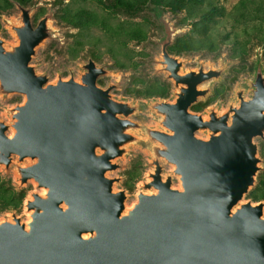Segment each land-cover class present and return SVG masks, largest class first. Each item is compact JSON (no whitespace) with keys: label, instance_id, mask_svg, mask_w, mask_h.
<instances>
[{"label":"water","instance_id":"1","mask_svg":"<svg viewBox=\"0 0 264 264\" xmlns=\"http://www.w3.org/2000/svg\"><path fill=\"white\" fill-rule=\"evenodd\" d=\"M8 1L19 15L10 25L16 44L0 38V95L24 101L7 110L8 123L0 119V167L15 171L17 190L32 181L45 193L25 201L27 222L14 211L0 222V264H264V202L240 203L260 171V59L249 86L235 90L224 112L210 107L204 118L190 108L210 93L200 85L221 80L225 65L181 72L183 62L168 51L175 30L160 18L156 72L171 84L173 100L149 105L158 123L151 128L131 119L134 103L111 95L116 85L98 86L108 71L91 58L78 80L49 82L37 73L31 61L52 38L53 14L34 26L32 7ZM135 134L146 139L152 171L126 208V192L113 189L120 179L107 174L138 143ZM162 163L171 175L163 176Z\"/></svg>","mask_w":264,"mask_h":264},{"label":"rangeland","instance_id":"2","mask_svg":"<svg viewBox=\"0 0 264 264\" xmlns=\"http://www.w3.org/2000/svg\"><path fill=\"white\" fill-rule=\"evenodd\" d=\"M113 1L115 0H27L25 5H22L33 8L31 17L34 26L45 14H53L50 21L52 38L36 49L31 65L36 67L37 73L45 74L49 82H54L58 77L68 79L71 75L78 80L80 65L91 58L98 66H103L108 71V74L97 80L98 86L106 88L109 84L116 85L110 92L111 95L117 100L134 103L138 107V112L131 119L155 128L158 123L149 105L159 99H141L128 93L139 89L141 82L153 79L165 81V75L156 72L159 68L157 61L160 41L165 36L160 18L169 22L170 27L175 30L174 41L192 36V24L199 18L187 15L186 11L172 14L150 4L136 14H128L114 10L111 6ZM211 3L218 9L219 15L206 29L205 38L210 40V45L204 47L201 52L175 55L183 62L181 72L193 70L199 64L203 65L204 70L225 65L221 80H210L200 85L201 89L209 88L210 93L204 99L199 98L193 105L198 106L199 110L190 108V111L201 114L204 118L210 107H216L219 113L224 112L233 99L235 90L249 86V82L254 79L258 58L264 70V1L211 0ZM8 4L7 0H0V38L7 45H14L16 40L10 31V25L16 24L19 11L15 6ZM238 6L241 11H247L245 19H237L234 16ZM205 9L208 10L209 6H205ZM81 10L93 14L96 22L79 29L72 28L68 22L69 15ZM135 32L142 38L136 37ZM250 96L251 93L246 92L245 97ZM166 99L173 100L171 94ZM23 101L24 97L20 95L5 98L0 95V119L8 123L7 110ZM135 136L138 143L128 146L127 154L116 161L119 168L107 174L109 177L120 179L113 189L126 192V208L132 207L136 202L143 182L148 181V173L152 171L146 139L141 134ZM197 136L206 138L201 132H197ZM255 143L257 157L260 159V171L257 172L254 186L264 187V141L258 138ZM162 167L163 176L172 174V166L162 163ZM136 170L140 176L133 181ZM172 178L173 187H180L177 177L172 175ZM17 185L15 171L10 169L6 173L0 167V193L21 192L24 197L17 206L0 203V222L10 219V211H14L17 217L27 222L29 213L24 207L25 201L30 199L31 193L41 194L42 191L38 190L32 181L21 186L19 190L16 189ZM247 201L252 204L264 202H253L245 196L240 203Z\"/></svg>","mask_w":264,"mask_h":264},{"label":"trees","instance_id":"3","mask_svg":"<svg viewBox=\"0 0 264 264\" xmlns=\"http://www.w3.org/2000/svg\"><path fill=\"white\" fill-rule=\"evenodd\" d=\"M17 1L24 5L27 2V0ZM10 4L13 5L9 2L8 6H10ZM147 4H150L156 8L168 10L172 14L186 11L187 15L199 18L197 22L192 24L191 33L193 35L183 39L175 40L173 44L168 47L170 54L181 55L197 53L201 52L204 47L210 45V40L205 38L206 29L208 24L219 15L218 9L212 5L211 0H115L112 2L111 6L116 11H124L128 14H136ZM205 6H209V9L206 10ZM235 10L236 14L234 16L237 19H245L248 15L247 11H241L239 6L236 7ZM68 19V22L72 28L76 29L85 27L87 25H92L96 22L93 14L83 10L70 14ZM134 35L138 38H142L136 32ZM170 94V84L157 79L141 82L139 89L135 90V92L128 93V95H133L134 97L141 99H166ZM213 94V97H215L216 92L214 91ZM191 109L198 111L199 107L192 106ZM139 176L140 174L136 170L133 181L138 179ZM125 187H127L126 184ZM246 197L253 202L264 201V187L254 186L248 192ZM23 198L24 197L21 192H9L7 194L0 193V203L7 204L9 206L19 205Z\"/></svg>","mask_w":264,"mask_h":264},{"label":"bare ground","instance_id":"4","mask_svg":"<svg viewBox=\"0 0 264 264\" xmlns=\"http://www.w3.org/2000/svg\"><path fill=\"white\" fill-rule=\"evenodd\" d=\"M34 190H35V189H34ZM44 193H45V191H44V190H42V191H41V194H44Z\"/></svg>","mask_w":264,"mask_h":264}]
</instances>
